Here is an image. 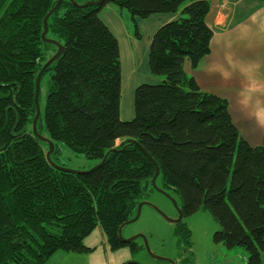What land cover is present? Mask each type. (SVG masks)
Masks as SVG:
<instances>
[{
	"label": "trees",
	"instance_id": "1",
	"mask_svg": "<svg viewBox=\"0 0 264 264\" xmlns=\"http://www.w3.org/2000/svg\"><path fill=\"white\" fill-rule=\"evenodd\" d=\"M56 1L0 0V264L92 253L84 241L98 227L114 251L138 252L139 245L120 240L118 232L153 192L156 167L144 152L185 217L209 210L220 224L214 242L242 249L248 264H263L264 146L245 141L227 100L202 91L185 71L186 61L196 68L211 53L210 0L62 3L46 36L65 51L46 69V118L40 125V115L37 124L54 145L48 161L47 143L36 138L32 123L37 76L58 50L42 36ZM111 3L129 10L138 38L136 19L180 13L150 41V74L163 81L138 85L136 115L128 122L120 112V44L99 16ZM61 145L96 165L106 161L93 171L70 170L53 159ZM184 235L189 242L187 228Z\"/></svg>",
	"mask_w": 264,
	"mask_h": 264
},
{
	"label": "crops",
	"instance_id": "2",
	"mask_svg": "<svg viewBox=\"0 0 264 264\" xmlns=\"http://www.w3.org/2000/svg\"><path fill=\"white\" fill-rule=\"evenodd\" d=\"M210 6L206 18L213 30L211 53L196 68L186 61L185 71L202 91L227 100L233 122L245 141L252 146H264V0H210ZM109 11L101 10V18L108 27ZM179 17L180 13L159 14V28ZM120 28L124 33L125 23ZM127 40L136 45L132 34ZM150 78V83L162 80ZM129 83L128 76L127 89ZM123 84L124 78L122 89ZM84 245L94 251L88 254L57 252L47 264H78L74 259L77 255L81 259L86 257L85 264H124L133 258L130 248L111 249L101 227L87 237Z\"/></svg>",
	"mask_w": 264,
	"mask_h": 264
},
{
	"label": "rangeland",
	"instance_id": "3",
	"mask_svg": "<svg viewBox=\"0 0 264 264\" xmlns=\"http://www.w3.org/2000/svg\"><path fill=\"white\" fill-rule=\"evenodd\" d=\"M106 11L111 9L110 17L111 21L105 19L110 24V31L115 34L118 44H120V52L122 56L121 67H122V78H124L123 92H122V104L120 111L122 112V121L132 120L135 115V91L140 84H153L157 85L160 83H150V77L160 79L157 76L150 74L149 66V46L151 38L156 34L160 27L159 14L151 15L146 19H136L138 32L141 37L138 38L136 32V26L132 20V16L129 10L123 8L119 9L115 4L111 3L104 7ZM121 10V11H120ZM104 13V12H103ZM108 13V12H107ZM103 14L100 12L101 18ZM122 21L120 20V18ZM102 19V18H101ZM103 20V19H102ZM139 21V25H138ZM125 23L124 33L120 24ZM107 24V23H106ZM127 28V29H126ZM132 38L135 41V46L132 45L127 37ZM149 42V43H148ZM50 73L47 72L41 80L40 87V104H41V119L40 125L45 123V108L47 100V91L50 80ZM131 83H129L128 89L125 84L128 76ZM163 81V80H161ZM160 81V82H161ZM126 118V120H124ZM43 135H46L43 131ZM121 142L118 141L117 145ZM44 149L48 151V145L44 144ZM57 152H61L57 156H53V159L59 164H63L70 170L85 171L91 167L96 166L97 161L87 159L85 156H78L72 150L64 145L59 146ZM158 188L163 190V185L160 180L157 181ZM173 198L178 199L177 194H172L168 191ZM148 202L155 205L161 212L173 219L177 212L175 208L166 196L153 189V192L148 197ZM181 205V201L179 200ZM136 216V215H135ZM182 226L190 231V239L186 244L189 253L192 256L190 264H248V255L240 248L227 249L221 244L214 242V235L217 230L220 229V224L216 221L209 210L200 209L199 212L194 213L188 217H185L182 221ZM176 224L165 221L155 210L149 206H144L142 210V216L140 219L131 225L127 226L123 230L124 237H132L133 234H144L148 238L149 247H151L154 255L159 257H172L174 259L180 256V249L176 246L177 239L174 235ZM138 243H142V239L137 240ZM67 253V252H65ZM64 253V254H65ZM162 257V258H164ZM59 258V257H56ZM75 261L78 264H85L86 257L81 259V255L75 256ZM131 261H137L139 264H163V262L157 261L152 258L146 249L139 250L134 253Z\"/></svg>",
	"mask_w": 264,
	"mask_h": 264
},
{
	"label": "water",
	"instance_id": "4",
	"mask_svg": "<svg viewBox=\"0 0 264 264\" xmlns=\"http://www.w3.org/2000/svg\"><path fill=\"white\" fill-rule=\"evenodd\" d=\"M67 1H70L71 3H73V5L75 7H81V8H88L89 6H100L104 2V0H98V1H89V2H86V3L80 4V3L76 2L75 0H67ZM56 2L57 3L55 5V7L52 10H50L48 12V14L46 15V17L44 18L43 25H44L45 30H44L42 36H43L44 43L46 42V43H49V44H53L56 47H58V50H57V53L54 56H52L50 58V60H48V62H46V64L44 65V67L41 68V71L39 72V74L37 76V79H36V82H37V84H36V98H35V104H36V115L35 116L36 117L34 118V121L32 123V127H33L34 134H35L36 138H39L41 141H43V142H45V143H47L49 145V151H48V154H47L48 161H49L50 154L54 151V145H53V142L50 139H48V138H46V137H44V136H42L41 134L38 133L37 124H38V121H39V119L41 117L40 116L41 115V104H39V97H40V93L39 92H40V87H41V82L40 81H41L43 75L45 74L46 69L51 64L55 63L59 59V57L65 51L64 50L65 47H63V45L61 43H59L57 40L55 41V40L50 39V38H48L46 36L47 33H48V31H49V25H48L49 19L53 15H55V12L59 9V7L62 5V3L66 2V0H57ZM129 143L130 144H136L137 146H139V144L136 141H134V140H129L127 142V144H129ZM139 147H141V145ZM144 153H145V155L147 157L150 158V160L154 163V165L156 167V173L154 174V176L152 178L153 179L152 180V188L155 189V190H157L159 193L163 194L164 196H166L167 198H169L173 202L174 206L176 208H178V212H180V216L179 217H180V220H181L182 219V216H183V212H181V209L178 207L177 200L175 201V199L166 190H162V189L158 188V186L156 184L157 183V180H158L157 178L160 176V167H158L157 163L154 161L153 158H151V156H149L146 152H144ZM105 161H106V158H105V160H103V162L101 164L96 165L95 167H93L91 169V171L96 170V168H98L103 163H105ZM77 172H81V171H77ZM144 206L151 207L165 221H168L169 223H172V224H177V221L175 219H171L170 217H168L167 215H165L163 212H161L151 202L142 201V203L137 208L136 216L134 218H132V220H129V221H127V222H125V223H123L121 225V227L119 229V232H118V237L120 238V240H122V241H124L125 243H128V244H132L133 242H137V240L139 238H141L143 240V244H142L141 247H144L148 251L149 255L152 258H154L155 260L160 261V262H162V261L166 262V261H168L167 258H162V257H159L157 255L156 256L154 255V253L151 250V247H149L148 238L144 234H133L132 237H129V238L123 236V230H124V228L127 227V226H129V225H131L132 223H134V222H136V221H138L140 219V217L142 216V210H143V207ZM128 264H139V263L137 261H134V262H131V263H128Z\"/></svg>",
	"mask_w": 264,
	"mask_h": 264
},
{
	"label": "flooded vegetation",
	"instance_id": "5",
	"mask_svg": "<svg viewBox=\"0 0 264 264\" xmlns=\"http://www.w3.org/2000/svg\"><path fill=\"white\" fill-rule=\"evenodd\" d=\"M175 200H177V199H175ZM144 201H148V200H144ZM177 201H178V206L181 209V205L179 204V200H177ZM172 204H173V202H172ZM173 206H174V204H173ZM174 208L176 210L175 212H177V215L173 218L177 221L176 228H175L176 230L174 232V235L177 239V245L176 246L180 249V256L176 259L168 256L167 257L168 261H166V262L162 261V262H163V264H190V260L192 259V256L189 253L188 248L186 247L187 246L186 244L188 243V241H184V237H185L184 232H185L186 228L182 226V224H184V223H182V221L185 218V215L183 212L182 219L180 220V217H179L180 212H178V208H176L175 206H174ZM137 244H138V242H137ZM141 244L142 243L138 244L140 247V250H144L145 248L141 247ZM162 257H164V256H162ZM164 258H166V257H164Z\"/></svg>",
	"mask_w": 264,
	"mask_h": 264
},
{
	"label": "clouds",
	"instance_id": "6",
	"mask_svg": "<svg viewBox=\"0 0 264 264\" xmlns=\"http://www.w3.org/2000/svg\"><path fill=\"white\" fill-rule=\"evenodd\" d=\"M158 179V178H157ZM155 190V189H154ZM163 190H166L167 192L169 191V190H167L166 188L165 189H163ZM169 193V192H168ZM170 194V193H169ZM171 195V194H170ZM172 196V195H171ZM173 197V196H172ZM169 199V198H168ZM175 199V198H174ZM182 211V210H181ZM135 217V216H134ZM133 217V218H134Z\"/></svg>",
	"mask_w": 264,
	"mask_h": 264
}]
</instances>
